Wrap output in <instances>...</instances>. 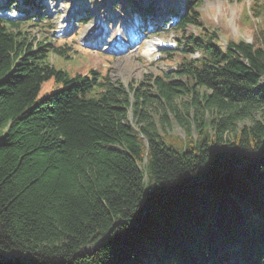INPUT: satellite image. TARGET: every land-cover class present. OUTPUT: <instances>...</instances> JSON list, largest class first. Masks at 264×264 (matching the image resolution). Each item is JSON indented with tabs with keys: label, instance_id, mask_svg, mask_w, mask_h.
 <instances>
[{
	"label": "trees",
	"instance_id": "obj_1",
	"mask_svg": "<svg viewBox=\"0 0 264 264\" xmlns=\"http://www.w3.org/2000/svg\"><path fill=\"white\" fill-rule=\"evenodd\" d=\"M197 7L175 77L134 85L0 16V264H264V30L222 47Z\"/></svg>",
	"mask_w": 264,
	"mask_h": 264
},
{
	"label": "rangeland",
	"instance_id": "obj_2",
	"mask_svg": "<svg viewBox=\"0 0 264 264\" xmlns=\"http://www.w3.org/2000/svg\"><path fill=\"white\" fill-rule=\"evenodd\" d=\"M49 1L50 8L48 10L46 8L37 15L32 13L36 16L31 18L24 15L25 6L14 3L11 4L12 10L0 14L10 20L21 21L24 26L34 24L36 27L30 28V31L35 36L50 37L56 46L67 44L70 49L66 58L56 57L53 53L49 56L50 61L57 67L68 70L71 74L79 72L85 75L90 70H96L100 75H107L113 83L134 85L140 81L149 82L147 78L150 75L167 74L174 78V69L180 59L169 58L166 52L163 53V49L167 48L170 53L180 55L175 49L177 47L176 40H179L183 35L197 33L200 30L194 26H188L184 31H178L175 29L176 23L171 24L173 23L172 15H169L167 19L168 22H171L170 24L164 23L163 26L160 25L156 28L150 26L151 31H144V38L140 39L133 48L114 55L108 51L105 45L96 50L89 48V43L85 42L83 37L89 26L101 27L106 31L110 26L114 25L115 27L120 23L125 25L122 29L133 28L131 7L126 0ZM185 1L187 0H179L183 6ZM140 2L147 3L148 0ZM168 2L167 6L171 5L179 12L184 11L183 6L177 9L179 8L178 0H168ZM192 2L198 4L197 10L201 14L204 26L209 29L218 28V44L222 47L231 40L250 42L256 36L257 30L260 28L264 30V0H192ZM73 6L81 11L89 12L86 14L88 23L81 25L72 22L70 28L73 26V29L65 35H59L67 26L66 22L71 17L68 9ZM256 12L259 13L258 16ZM75 15L78 16L76 13ZM101 19L102 21H100ZM99 22L103 26H100ZM107 22L109 23L107 24ZM114 27L110 29L111 32H108V38L112 39L115 29L119 28V26ZM150 44H152L151 47ZM194 55L197 57L199 54ZM55 89L52 80L46 81L41 86L37 99L45 97L47 93L53 92ZM179 108L182 109L183 106L180 105ZM260 112L261 109L255 111L252 114L253 117L259 119ZM170 122L171 126L166 129L182 137L184 131L176 124L173 117L170 118ZM242 123L239 122L238 125L240 126ZM231 175L236 176L235 171L231 172Z\"/></svg>",
	"mask_w": 264,
	"mask_h": 264
},
{
	"label": "water",
	"instance_id": "obj_3",
	"mask_svg": "<svg viewBox=\"0 0 264 264\" xmlns=\"http://www.w3.org/2000/svg\"><path fill=\"white\" fill-rule=\"evenodd\" d=\"M18 256H20L19 253H11L9 255H6V256L0 258V260H7V259H10L11 257H18Z\"/></svg>",
	"mask_w": 264,
	"mask_h": 264
},
{
	"label": "bare ground",
	"instance_id": "obj_4",
	"mask_svg": "<svg viewBox=\"0 0 264 264\" xmlns=\"http://www.w3.org/2000/svg\"><path fill=\"white\" fill-rule=\"evenodd\" d=\"M177 9H180V7L179 8H177ZM180 15H178V17H179ZM95 37H96V39H97V41H96V43L95 44H97V45H99L100 46V44H101V39H100V37L98 36V34H96L95 35ZM88 41H89V38L87 39Z\"/></svg>",
	"mask_w": 264,
	"mask_h": 264
}]
</instances>
